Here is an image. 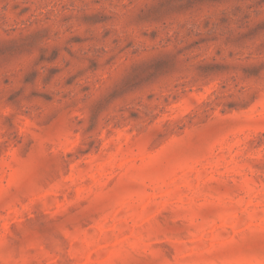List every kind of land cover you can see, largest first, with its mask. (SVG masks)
I'll return each mask as SVG.
<instances>
[{
	"label": "rangeland",
	"instance_id": "obj_1",
	"mask_svg": "<svg viewBox=\"0 0 264 264\" xmlns=\"http://www.w3.org/2000/svg\"><path fill=\"white\" fill-rule=\"evenodd\" d=\"M0 264H264V0H0Z\"/></svg>",
	"mask_w": 264,
	"mask_h": 264
}]
</instances>
